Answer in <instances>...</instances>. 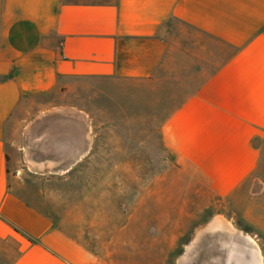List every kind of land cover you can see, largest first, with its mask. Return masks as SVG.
Segmentation results:
<instances>
[{"label": "crops", "instance_id": "0c3cea01", "mask_svg": "<svg viewBox=\"0 0 264 264\" xmlns=\"http://www.w3.org/2000/svg\"><path fill=\"white\" fill-rule=\"evenodd\" d=\"M90 80L113 86L116 118L131 128L146 120L137 133L159 135L187 191L233 204L264 145V0H0V264H96L35 202L43 192L30 191L38 178L26 172L77 166L96 147L105 165V145L92 142L90 118L74 106L57 112L82 125L62 131L80 136L64 158L71 162L32 153L44 100H68ZM22 111L32 121L20 144L8 132ZM100 129L111 133L105 122ZM233 230L216 215L202 233L232 238Z\"/></svg>", "mask_w": 264, "mask_h": 264}, {"label": "rangeland", "instance_id": "374dc122", "mask_svg": "<svg viewBox=\"0 0 264 264\" xmlns=\"http://www.w3.org/2000/svg\"><path fill=\"white\" fill-rule=\"evenodd\" d=\"M100 89L108 90L110 97ZM113 96V86L90 80L78 85L68 100H44L43 117L33 133L39 141L32 153L44 161L71 162L64 158L80 136H66L62 131L82 125L57 112L74 106L90 118L92 142L105 145V165H100L96 147L91 159L77 166L48 165L36 168V173L26 169L38 178L30 191L43 192L35 202L92 254L96 264H238V258L250 259L254 253L264 264V145L256 172L233 204L199 197L192 189L187 191V184L164 158L159 135L137 133L147 130L136 127L146 120L140 125L135 120L131 128L130 120L115 117ZM26 106L31 115L40 113L38 104ZM26 114L22 111L23 122L13 123L8 132L11 141L25 142L20 131L32 121ZM102 122L111 133L100 129ZM181 192L192 197L179 198ZM216 215L231 221L232 238L225 233H202ZM181 254L187 257L178 263Z\"/></svg>", "mask_w": 264, "mask_h": 264}]
</instances>
